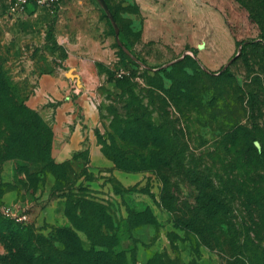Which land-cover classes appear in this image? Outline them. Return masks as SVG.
<instances>
[{"label":"rangeland","instance_id":"rangeland-1","mask_svg":"<svg viewBox=\"0 0 264 264\" xmlns=\"http://www.w3.org/2000/svg\"><path fill=\"white\" fill-rule=\"evenodd\" d=\"M263 35L264 0H59L23 18L0 8V65L18 102L30 108L26 101L33 84L27 72L58 73L72 94H83L92 105L101 152L103 145L114 146L142 168L120 170L111 162V167L90 169L86 152L78 164H71L72 172L54 170L65 174L68 191L105 206L130 264H240L229 257L226 246L211 249L181 224L191 217L198 190L182 175L156 167L149 156L159 157V147L122 135L119 130L127 126L119 121L134 109L157 125L164 116L188 143L186 166L206 175L231 166L225 171H233L241 181V140L229 144L226 134L253 120L262 130L256 142L264 141V50L249 48L241 55L238 42L263 44ZM179 60L193 93L191 102L181 99L175 106L160 87L171 86L167 76ZM226 68L234 77L230 81L219 77ZM131 82L130 87L121 85ZM249 91L256 97L252 117ZM30 109L50 128L53 141L49 121L40 109ZM47 156L55 161L52 149ZM48 169L46 162L13 159L0 166V209L8 207L23 217L16 223L33 225L44 235L59 226L37 225L35 220L39 195L52 177ZM35 174L46 178L44 185L33 184L30 176ZM163 176L170 180L173 210L161 200ZM78 235L87 248L85 234ZM5 252L0 240V254Z\"/></svg>","mask_w":264,"mask_h":264},{"label":"trees","instance_id":"trees-1","mask_svg":"<svg viewBox=\"0 0 264 264\" xmlns=\"http://www.w3.org/2000/svg\"><path fill=\"white\" fill-rule=\"evenodd\" d=\"M261 40L264 41V35ZM238 45H241V55L249 48L264 50V42L262 44L254 40H241ZM172 69L174 73L167 76L172 84L168 89L160 87L161 92L175 106L181 99L191 102L193 90L182 62L179 60L174 63ZM219 77L228 80L234 78L228 68L220 71ZM234 82L240 88L238 81ZM121 85L130 87L132 82ZM128 93L131 95V92ZM246 94L247 107L252 117L256 110V97L253 91ZM136 111H128L132 115L120 119L119 122L127 126L120 129V133L128 134L127 136L141 143L157 145L159 157L151 154L150 161L156 167L182 175L183 179L198 190L194 205L190 207L191 217L183 219L181 224L211 249L226 246L229 257L238 258L240 264H264V141L256 142L262 131L258 124L250 120L248 126H236L226 134L229 144L234 143L238 137L241 140L243 155L238 170L244 175L240 181L233 171H225V168L233 169L231 166L210 170L211 174L207 175L198 171V168L186 166L189 146L172 127L171 121L163 116L157 125L150 116H145V113L136 115ZM51 135L50 128L41 116L18 102L0 65V166L10 159L29 164L49 163L47 173L54 179L49 199H64V214L68 220V224L51 227L50 233L44 235L33 225L16 223L2 218L0 214V240L6 251L0 254V264H130L126 256L127 250L119 248L118 231L114 229L112 217L105 206L93 198L68 191L65 174L60 176L54 173L57 169H61L62 173L68 170L72 172V169L70 161L57 163L47 156L52 149ZM261 138L264 140L263 135ZM86 152L75 153L73 160L80 159ZM102 153L117 169H142L134 167L133 161L126 158V153L114 146L103 145ZM25 171L28 172L27 169ZM37 173L40 175L43 172ZM38 174H35L36 178L30 176V180L33 184L36 182L44 185L46 178L42 179ZM163 179L165 189L161 200L166 208L173 210L170 180L165 176ZM1 186L0 182V197L3 192ZM128 212L130 218L133 213L131 209ZM128 220L127 218V225ZM78 232L85 234L89 242L87 248Z\"/></svg>","mask_w":264,"mask_h":264},{"label":"crops","instance_id":"crops-1","mask_svg":"<svg viewBox=\"0 0 264 264\" xmlns=\"http://www.w3.org/2000/svg\"><path fill=\"white\" fill-rule=\"evenodd\" d=\"M29 5L25 13L10 15L13 17H26L29 11L37 8ZM0 8L7 13L5 0ZM9 16V15H8ZM33 84V92L26 103L30 108L40 109L43 116L49 121L53 131L52 155L57 163L70 161V164H78L79 160H73V155L81 151L88 152L87 167L99 169L111 167V161L101 152L94 135L95 111L83 95H74L68 90L70 84L58 73L25 75ZM72 166V165H71ZM50 183L39 195L38 212L35 214L37 225L43 223L64 226L68 220L64 214L63 199H49L50 189L54 179L49 178Z\"/></svg>","mask_w":264,"mask_h":264},{"label":"built area","instance_id":"built-area-1","mask_svg":"<svg viewBox=\"0 0 264 264\" xmlns=\"http://www.w3.org/2000/svg\"><path fill=\"white\" fill-rule=\"evenodd\" d=\"M59 0H5L7 6L8 15H20L25 13L29 5H34L41 8H50ZM1 214L6 217L13 219L16 222H22L23 217L16 214L14 211L8 207H3L0 209Z\"/></svg>","mask_w":264,"mask_h":264},{"label":"water","instance_id":"water-1","mask_svg":"<svg viewBox=\"0 0 264 264\" xmlns=\"http://www.w3.org/2000/svg\"><path fill=\"white\" fill-rule=\"evenodd\" d=\"M236 56H237V55H236ZM234 58H235V57H234ZM234 58H233V59H234ZM233 59H232V60H233ZM232 60H231L230 62H232Z\"/></svg>","mask_w":264,"mask_h":264}]
</instances>
